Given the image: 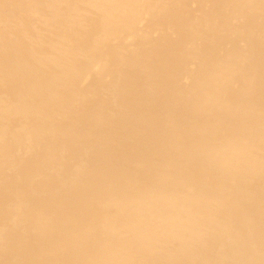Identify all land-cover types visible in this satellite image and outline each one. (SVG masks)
<instances>
[{"label":"bare ground","instance_id":"bare-ground-1","mask_svg":"<svg viewBox=\"0 0 264 264\" xmlns=\"http://www.w3.org/2000/svg\"><path fill=\"white\" fill-rule=\"evenodd\" d=\"M0 264H264V0H0Z\"/></svg>","mask_w":264,"mask_h":264}]
</instances>
